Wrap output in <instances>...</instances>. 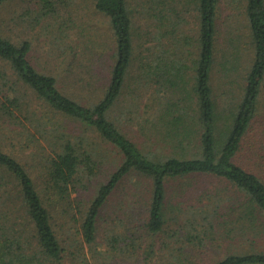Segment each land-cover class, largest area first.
Masks as SVG:
<instances>
[{"label": "trees", "instance_id": "1", "mask_svg": "<svg viewBox=\"0 0 264 264\" xmlns=\"http://www.w3.org/2000/svg\"><path fill=\"white\" fill-rule=\"evenodd\" d=\"M10 1L13 0H0V64L8 69H0V92L4 93L0 100V120L9 121L11 126L15 124L16 138L26 146L32 144L36 153L29 165L28 159H19L5 150L7 139L0 125V264H61L63 248L54 228L57 207L62 214L74 215L77 222L76 214L70 212L76 205L75 210L81 215L79 234L86 244L94 246L102 208L131 174L151 180L146 226L152 234L163 232L167 223V184L176 179L199 177H205L214 187L201 190L190 201L186 197L194 187L186 182L181 185L183 196L177 203L187 207L175 222L178 232L187 238L184 240L187 247L196 248L195 239L204 244L203 239L212 238L218 231L226 230L225 237L251 233L257 238L262 234L264 180L239 165L236 159L255 123L264 91V0H232L236 9L244 8L254 52L241 94L226 107L225 113L236 108L233 122H225L221 113L225 108L221 109L217 103L211 84L220 0H186L188 3L142 0L141 14L153 20L152 24L159 29L155 36L152 30L147 35L154 43L158 40L165 51L158 55V47L146 49L149 54L142 60L140 73L133 78L139 87L152 82L166 93L161 99L164 109L159 116L158 136L168 141L166 146L171 153L143 151L112 119L131 82L135 62L134 21L129 0H94L96 12L109 19L116 45L111 77L91 104L65 94L59 88L57 77L40 72L32 64L31 41L14 43L4 36L2 11ZM188 4L197 16L198 31L194 37L182 38L179 29L189 11ZM60 7L59 0H39L38 14L33 20L39 26L42 19L59 14ZM179 38L194 51L182 52V46L175 43ZM170 45L175 49L167 51ZM182 45L187 47L185 43ZM194 109L198 112L196 119L189 113ZM51 114L80 124L84 132L95 133L119 153V162L115 161L114 170L98 185L95 196L84 209L83 199L73 195L90 190V184L97 181L103 171L101 155L95 154L85 140L71 136L60 127L54 128L55 125L49 126ZM24 120L30 122L34 132ZM226 189L234 191L237 198L223 195ZM241 224L245 228L241 229ZM239 229L242 231L238 232ZM28 239H33L34 245ZM114 242L123 243L120 239ZM253 243L257 246V241ZM125 245L128 249L129 244ZM187 249L182 245L179 250L182 254L176 255V259L188 255ZM255 249L228 255L216 264H264V250Z\"/></svg>", "mask_w": 264, "mask_h": 264}, {"label": "rangeland", "instance_id": "2", "mask_svg": "<svg viewBox=\"0 0 264 264\" xmlns=\"http://www.w3.org/2000/svg\"><path fill=\"white\" fill-rule=\"evenodd\" d=\"M59 1L61 2L59 14L42 19L39 26L37 21L33 20L38 14L36 8L39 0L10 1L2 11V32L14 43L24 39L31 41L32 64L40 72L57 77L59 88L65 94L85 104H91L101 93V87L107 85L111 77V70L115 63L114 34L109 19L96 12L94 0ZM129 3L134 21L135 62L131 82L128 83L115 108L112 119L143 151L161 150L171 153L166 146L168 141L158 136L161 129L159 116L164 109L161 99H164L166 93L152 82L139 87L133 78L140 73L142 60L149 54L146 49L153 50L158 47L156 50L158 55L165 49L161 48L163 45L158 40L154 43L147 35V31L152 30L155 36L159 29L156 30L152 24L153 20L150 21L141 14L144 2L129 0ZM235 5L236 3L233 4L232 0L219 2L216 57L211 76L216 101L221 105V109L225 108L221 110L225 122H233L236 108L234 112L225 113L226 107L231 106L230 103H234L241 94L254 56L244 8L236 9ZM187 6L189 11L184 15L183 27L179 29L182 38L183 36L194 37L198 31V19H196L197 16L195 17L193 6L191 4ZM142 34L144 36L141 38ZM175 43L182 46V52L188 50L190 54L194 51V48L189 47L190 44L187 45L186 41L180 38L175 39ZM184 43L188 48L182 45ZM172 49L175 47L170 45L167 51ZM0 69L8 71L3 64H0ZM9 94L14 95V92L10 91ZM3 96L4 93L0 92V100ZM28 97L31 99V95ZM189 113L192 119L198 117L197 109ZM49 116L51 118L49 126L55 125L54 128L60 127L71 136L85 140L86 144L91 145L95 154L101 155L99 159L103 171L97 181L93 185L90 184V190H82L79 194L73 195L74 198L83 199L82 209H84L86 208L84 206H87L90 199L95 196L98 185L114 170L115 161L119 162V153L115 148L103 143L95 133L86 130L84 132L80 124L60 116L55 117L52 114ZM24 123L30 131H35L29 121L24 120ZM0 125L3 127L2 133L6 135L4 138L7 139L5 150L15 154L19 159H28L31 165L36 153L32 144L26 146L25 143H20L16 134L13 133L15 124L11 126L9 121L1 119ZM13 136L15 137L12 139ZM11 144L13 147H10ZM236 161L245 169L259 174L264 180V91L255 123ZM186 182L193 184L194 187L190 189L191 191L189 190L186 197L190 201L198 196L201 190L214 187V184H210L205 177L176 179L169 182L167 184L168 201L165 207L167 223L163 232L157 234H152L146 226L151 202V180L140 174H131L125 178L102 208L94 246L86 244L79 234L81 215L77 214L76 205L70 208V212L76 214L77 222L73 218L74 215L62 214V210L57 207L54 211V228L63 248L61 264H216L231 254L255 251L256 247L259 251L264 250V226L261 228L262 234L257 238L251 233L247 236L238 233L225 237L226 230H224L210 236L212 237L210 239H203L205 242L202 244L203 247L197 239H195L198 245L196 248L187 247V242L184 241L187 239L185 234L182 236L175 224L177 215H183L182 210H186V206L177 205L179 198L183 196L181 190L184 188L181 185ZM223 186L225 187L224 184ZM222 193L226 197L237 198L234 191L226 189ZM242 213L238 211V214ZM226 219L229 218L226 217ZM229 222L231 225L234 224L233 221ZM242 224L241 229L245 228ZM241 231L239 229L238 232ZM114 239H120L123 243L118 245ZM28 240L34 245L33 239ZM256 241L257 246L253 243ZM125 244H129L128 249L125 248ZM184 244L190 252L177 260L176 255L182 254L179 250Z\"/></svg>", "mask_w": 264, "mask_h": 264}]
</instances>
